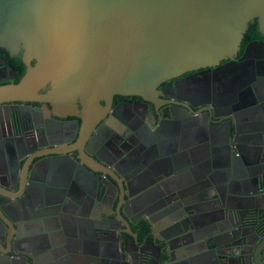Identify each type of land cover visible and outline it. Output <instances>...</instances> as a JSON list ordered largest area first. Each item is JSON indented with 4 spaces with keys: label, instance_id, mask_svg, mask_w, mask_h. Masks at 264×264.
Returning a JSON list of instances; mask_svg holds the SVG:
<instances>
[{
    "label": "flooded vegetation",
    "instance_id": "1",
    "mask_svg": "<svg viewBox=\"0 0 264 264\" xmlns=\"http://www.w3.org/2000/svg\"><path fill=\"white\" fill-rule=\"evenodd\" d=\"M26 69L23 50L0 48V86L17 84ZM209 106L217 117L207 120ZM224 117L233 122L228 135ZM263 118L264 29L257 18L249 21L236 52L218 64L174 76L146 98L115 94L93 116L79 103L60 112L42 101L0 104V181L21 172V157L38 181L17 202L0 197L20 220L15 251L31 258L25 262L0 244V264H264V137L246 133ZM156 146L169 159L163 163L167 188L185 191V206L176 203L171 211L187 208L195 217L193 225L187 221L171 231L186 229L170 245L163 241L168 221L151 173L157 166L150 167ZM245 162L253 198L238 203L251 214L221 222L222 233L208 225L206 213L222 208L208 176L222 182L225 205L235 206L233 194L247 190L240 185ZM113 176L131 179L132 193L147 184L153 199L145 205L130 201ZM97 222L111 231L98 234ZM214 232L219 238L210 243L207 236ZM5 233L0 227V237L9 235L8 228Z\"/></svg>",
    "mask_w": 264,
    "mask_h": 264
},
{
    "label": "water",
    "instance_id": "2",
    "mask_svg": "<svg viewBox=\"0 0 264 264\" xmlns=\"http://www.w3.org/2000/svg\"><path fill=\"white\" fill-rule=\"evenodd\" d=\"M253 18L264 29V0H0V48L11 53L23 50L27 64L17 84L0 86V104L42 101L60 112L75 110L79 103L93 116L100 102H108L115 94L146 98L155 93L160 83L187 71L214 66L234 54ZM30 60L35 61L34 66H29ZM47 85L48 92L37 94ZM204 115L207 120L217 117L215 107H207ZM223 124L224 134L228 135L229 126L233 125L231 118L224 117ZM254 125L246 132L247 137L248 133H255L263 138L264 118L255 120ZM234 128L237 131V124ZM160 147H155L157 158L150 167L157 166L151 173L165 208L161 214L168 221L163 230L169 234L163 241L170 245L172 240H182L186 229L171 231L187 221L193 225L195 217L186 212L187 208L178 214L171 211L176 203L185 206L186 196L183 187L167 188L163 163L169 159ZM19 160L24 164L21 172L0 181V189L5 192L0 191L2 202L9 198L17 202L30 193L31 183L38 182L26 158L24 162V157ZM12 162L19 169V161ZM242 169L245 176L240 185L246 186V192L227 193L235 195L237 203L253 198L248 190L250 163L242 164ZM112 179L121 191L126 190L130 201L145 205L153 199V188L147 184L132 193L131 179H123L124 183L117 176ZM208 181L213 199H219L222 205L219 214L206 213L210 227L223 233L221 222L239 219L242 212L243 218L251 214L240 203L225 205L228 197L222 199V182L215 181L213 174ZM0 227L4 236L9 229L6 238L1 235L0 244L25 262L31 259L28 253L15 251L20 220L12 217L2 203ZM94 229L100 235L111 231L101 222L95 223ZM207 237L208 242L216 243L219 234L214 232Z\"/></svg>",
    "mask_w": 264,
    "mask_h": 264
}]
</instances>
